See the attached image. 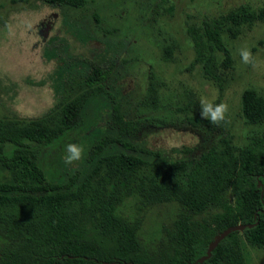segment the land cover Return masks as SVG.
Listing matches in <instances>:
<instances>
[{
	"label": "trees",
	"instance_id": "obj_1",
	"mask_svg": "<svg viewBox=\"0 0 264 264\" xmlns=\"http://www.w3.org/2000/svg\"><path fill=\"white\" fill-rule=\"evenodd\" d=\"M41 1L80 10L89 3ZM92 16L97 27L113 33L102 26L96 10ZM263 19L264 7L255 12L239 5L204 21L201 29L188 27L192 65L201 63L204 75L221 85L220 68L232 63L223 35L236 37L243 26ZM161 52L170 59V46ZM215 52L223 53L224 67L216 63ZM74 63L63 73L46 112L0 118V165L9 174L0 178V264H247L244 242L264 247V94L254 88L242 91V115L260 128L244 145L234 142L225 121L204 120L223 135L175 159L159 153L149 157L128 140L135 124L112 102L109 116L117 134L108 127L107 135L93 143L83 175L75 171L66 180L51 181L41 163L43 149L77 126L86 101L106 91L112 69V63L81 56ZM151 76L148 93L155 92ZM129 201L134 213H124ZM171 202L178 205L176 212L161 223L160 237L145 243L140 235L145 211ZM237 224L253 226L230 232L200 263L214 237Z\"/></svg>",
	"mask_w": 264,
	"mask_h": 264
},
{
	"label": "rangeland",
	"instance_id": "obj_2",
	"mask_svg": "<svg viewBox=\"0 0 264 264\" xmlns=\"http://www.w3.org/2000/svg\"><path fill=\"white\" fill-rule=\"evenodd\" d=\"M239 5L256 12L264 7V0H89L84 10L44 7L39 0H0V118L27 119L46 112L56 100L66 68L81 56L112 63L111 74L104 84L106 91L86 101L77 126L43 149L41 163L51 181L66 180L75 171L83 175L93 143L107 135L108 127L111 135L117 134L109 116L113 103L135 124L136 129L125 137L149 157L159 153L175 159L186 149L207 147L223 135L222 129L212 130L210 122L204 121L208 119L201 117V101L227 106L223 121L234 142L244 145L260 129L245 121L241 94L246 88L264 94V19L243 26L236 37L223 35L232 63L220 68L221 85L204 75L201 63L192 65L195 50L188 28L201 29L204 21ZM94 10L102 26L113 33L96 26ZM49 12L57 15L43 38L39 23ZM165 45L172 49L168 60L161 52ZM245 49L251 53L247 64L240 55ZM215 60L223 66V53L215 52ZM151 74L155 92L148 93ZM99 123H103L100 128ZM69 144L83 148L81 161L65 163ZM11 148L8 145L7 152ZM1 168L0 178L8 179V172ZM227 197L231 199L230 193ZM177 208L171 202L145 211L140 231L145 243L160 237L161 223ZM123 209L134 213V202H127ZM244 253L247 264H264V247L244 242Z\"/></svg>",
	"mask_w": 264,
	"mask_h": 264
},
{
	"label": "clouds",
	"instance_id": "obj_3",
	"mask_svg": "<svg viewBox=\"0 0 264 264\" xmlns=\"http://www.w3.org/2000/svg\"><path fill=\"white\" fill-rule=\"evenodd\" d=\"M242 61L244 63L251 62V53L248 50H242L240 53ZM227 112V106L223 103L213 105L212 103H205L201 101V117L208 119L213 124H219L224 120L225 113ZM67 156L65 158L66 164H72L76 161H81L83 158V148L77 144L67 145Z\"/></svg>",
	"mask_w": 264,
	"mask_h": 264
},
{
	"label": "water",
	"instance_id": "obj_4",
	"mask_svg": "<svg viewBox=\"0 0 264 264\" xmlns=\"http://www.w3.org/2000/svg\"><path fill=\"white\" fill-rule=\"evenodd\" d=\"M253 224H237L233 226H229L220 233H218L214 239L209 243L207 252L204 256L199 258V262L202 263L205 259L209 258L211 255L212 250L217 246V244L224 238L226 237L230 232L232 231H242L245 227H252Z\"/></svg>",
	"mask_w": 264,
	"mask_h": 264
},
{
	"label": "flooded vegetation",
	"instance_id": "obj_5",
	"mask_svg": "<svg viewBox=\"0 0 264 264\" xmlns=\"http://www.w3.org/2000/svg\"><path fill=\"white\" fill-rule=\"evenodd\" d=\"M39 2H41V4L44 5V7L53 8V5H51L45 1L39 0ZM56 15H57V13H55V12H49L48 15L46 17H44V20H42L39 23V34H41L42 37H44L46 35V33L48 32V30L53 27L52 18L55 17Z\"/></svg>",
	"mask_w": 264,
	"mask_h": 264
}]
</instances>
